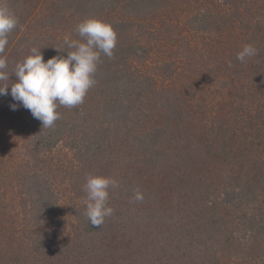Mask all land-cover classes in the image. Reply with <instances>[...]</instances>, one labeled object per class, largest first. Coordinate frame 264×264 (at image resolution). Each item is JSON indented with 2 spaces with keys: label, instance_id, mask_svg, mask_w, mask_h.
<instances>
[{
  "label": "trees",
  "instance_id": "trees-1",
  "mask_svg": "<svg viewBox=\"0 0 264 264\" xmlns=\"http://www.w3.org/2000/svg\"><path fill=\"white\" fill-rule=\"evenodd\" d=\"M1 5L18 24L0 88L32 48L66 57L84 20L110 24L116 45L52 127L0 96V264H264V0ZM60 144L71 161L50 155ZM89 175L118 184L100 227L85 215Z\"/></svg>",
  "mask_w": 264,
  "mask_h": 264
},
{
  "label": "clouds",
  "instance_id": "clouds-1",
  "mask_svg": "<svg viewBox=\"0 0 264 264\" xmlns=\"http://www.w3.org/2000/svg\"><path fill=\"white\" fill-rule=\"evenodd\" d=\"M18 20L9 8L0 5V53H3L9 34L17 27ZM76 32L82 40L64 41L73 49L64 56H53L44 60L40 49L32 48L31 54L18 62L14 69L15 82L0 88V96L10 94L13 101L27 109L43 127H52L60 118L58 105L74 107L84 102L87 91L95 84L93 75L101 54L111 58L116 45V33L110 24L96 19L79 23ZM59 51V49H56ZM257 55L252 45H245L236 59L244 62L247 57ZM8 62L0 55V81L8 80ZM10 86V93L8 92ZM12 110L17 104L10 105ZM109 187H118L117 181L103 176L89 175L84 185L86 199L85 215L92 226H101L106 217L113 214L108 206ZM136 200H142L137 190Z\"/></svg>",
  "mask_w": 264,
  "mask_h": 264
},
{
  "label": "rangeland",
  "instance_id": "rangeland-1",
  "mask_svg": "<svg viewBox=\"0 0 264 264\" xmlns=\"http://www.w3.org/2000/svg\"><path fill=\"white\" fill-rule=\"evenodd\" d=\"M5 1L6 0H0V5L2 3H4ZM179 17H178L179 20H173V22L175 23V21H178V24L180 25V28L182 29L183 26H184L185 16L184 15H181V17L180 18ZM53 34L55 36H58V32H54ZM182 35H184L182 37L189 38L186 33H183L182 32ZM140 70H142V71H144V72L147 73V68L146 67H142V68H140ZM8 147H9V145H8ZM10 153H12L11 147H9L4 154L6 156H10ZM50 155H52L55 158L54 161L55 162H58V163H60V162H69V161H71V158H72L71 157V154L67 150L63 149V147H62L61 144L57 148L53 149L52 152L50 153ZM11 156L9 157L10 159H11ZM69 196L70 197H65V198H63V199H61L59 201V205H57V210L58 211H65V208L69 207L72 204V200H70V198H72L71 197V194H69ZM75 201L76 200H73V202H75ZM63 228H64V230H63ZM63 228H62V230L64 232H67L69 230L64 225H63Z\"/></svg>",
  "mask_w": 264,
  "mask_h": 264
}]
</instances>
